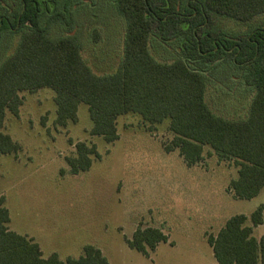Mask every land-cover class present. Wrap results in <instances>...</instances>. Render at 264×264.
<instances>
[{
    "label": "trees",
    "instance_id": "16d2710c",
    "mask_svg": "<svg viewBox=\"0 0 264 264\" xmlns=\"http://www.w3.org/2000/svg\"><path fill=\"white\" fill-rule=\"evenodd\" d=\"M78 1L14 0L8 9L0 8V34L16 36L12 53L0 62V153L21 148L2 131L6 112L18 116L20 93L47 87L54 91V125L75 122L80 103L87 106L89 133L106 142L118 138L116 121L123 114H138L149 132L168 120L171 138L162 144L164 150L177 149L186 166H192L207 148V154L236 168L225 188L232 197L256 196L264 187V31L229 38L209 33V18L214 14L246 23L264 14V0H187L184 5L176 0H113L125 22L123 51L116 69L105 75L91 70L82 57L78 32H71L76 30L71 11ZM51 24L65 26L67 33L49 35ZM153 33L164 44L173 38L186 43H179L172 60L162 62L149 51ZM90 34L93 42L99 40L97 27ZM220 64L244 78L250 96L243 117L217 113L207 101L208 85L214 83L206 79L209 69ZM74 146L75 154L65 160L77 173L88 169L98 153L92 143L77 141ZM263 212L264 202L249 217L234 214L215 234H205L218 264H264V234L253 235ZM9 221L0 194V264H108L90 244L76 258L60 259L56 253L44 257L38 243L11 230ZM167 240L157 227L138 226L127 244L148 256V249Z\"/></svg>",
    "mask_w": 264,
    "mask_h": 264
},
{
    "label": "rangeland",
    "instance_id": "374dc122",
    "mask_svg": "<svg viewBox=\"0 0 264 264\" xmlns=\"http://www.w3.org/2000/svg\"><path fill=\"white\" fill-rule=\"evenodd\" d=\"M176 1L184 5L187 0ZM78 3L71 11L76 29L71 32H78L82 57L95 74H110L122 55L125 22L113 0ZM12 4L14 0H0V8ZM209 20L213 23L209 33L229 38L248 30L264 31V14L246 23L214 14ZM93 27L99 30L97 42L90 34ZM65 33L61 24L49 27L51 36ZM182 41L186 43L173 38L164 44L153 33L149 51L169 62ZM15 43V35L0 34V62ZM209 70L211 77L206 79L214 83L208 85L207 101L212 109L227 117H243L250 94L246 96L242 75L236 76L232 73L236 69L225 64ZM20 95L18 116L6 112L2 131L21 148L0 153V194L11 230L33 238L44 257L56 253L61 259L76 258L90 244L100 249L108 264H218L205 234H215L234 214L249 217L264 202V187L251 199L232 197L225 188L236 168L207 154V148L192 166H186L177 149L164 150L162 144L171 138L168 120L149 132L138 114H123L116 121L118 138L106 142L89 133L86 104L78 105L75 122L58 126L53 124L52 89ZM77 141L94 144L98 157H91L88 169L72 173L65 157L75 154ZM138 226L157 227L168 240L148 249L146 256L127 244ZM263 234L264 215L253 229L256 238Z\"/></svg>",
    "mask_w": 264,
    "mask_h": 264
},
{
    "label": "crops",
    "instance_id": "0c3cea01",
    "mask_svg": "<svg viewBox=\"0 0 264 264\" xmlns=\"http://www.w3.org/2000/svg\"><path fill=\"white\" fill-rule=\"evenodd\" d=\"M263 215H264V212H263ZM263 215H262V218H263ZM10 216V215H9ZM10 222V221H9ZM10 228V226H9ZM11 229V228H10ZM259 238V237H258ZM33 239V238H32ZM34 240V239H33ZM35 241V240H34ZM39 245V244H38ZM41 249V248H40ZM68 258V257H67ZM74 258V257H73ZM61 259V258H60ZM66 259V258H65Z\"/></svg>",
    "mask_w": 264,
    "mask_h": 264
}]
</instances>
